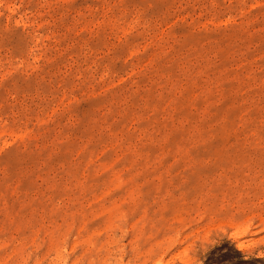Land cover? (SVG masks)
Segmentation results:
<instances>
[{"label":"rangeland","instance_id":"rangeland-1","mask_svg":"<svg viewBox=\"0 0 264 264\" xmlns=\"http://www.w3.org/2000/svg\"><path fill=\"white\" fill-rule=\"evenodd\" d=\"M0 264H264V0H0Z\"/></svg>","mask_w":264,"mask_h":264},{"label":"bare ground","instance_id":"bare-ground-1","mask_svg":"<svg viewBox=\"0 0 264 264\" xmlns=\"http://www.w3.org/2000/svg\"><path fill=\"white\" fill-rule=\"evenodd\" d=\"M238 247H239V248H240V247L242 248L243 246H242L241 244H239ZM242 249H243V248H242Z\"/></svg>","mask_w":264,"mask_h":264}]
</instances>
